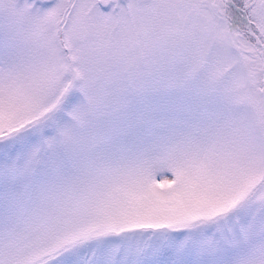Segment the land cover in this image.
<instances>
[{
    "label": "snow or ice",
    "instance_id": "snow-or-ice-1",
    "mask_svg": "<svg viewBox=\"0 0 264 264\" xmlns=\"http://www.w3.org/2000/svg\"><path fill=\"white\" fill-rule=\"evenodd\" d=\"M0 264H264V0H0Z\"/></svg>",
    "mask_w": 264,
    "mask_h": 264
}]
</instances>
